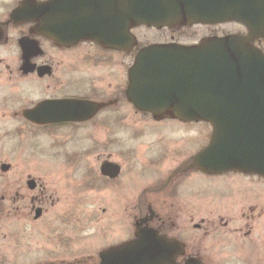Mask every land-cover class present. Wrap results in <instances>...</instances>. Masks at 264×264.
<instances>
[{
  "label": "flooded vegetation",
  "instance_id": "flooded-vegetation-1",
  "mask_svg": "<svg viewBox=\"0 0 264 264\" xmlns=\"http://www.w3.org/2000/svg\"><path fill=\"white\" fill-rule=\"evenodd\" d=\"M131 6L0 0V264H263L264 208L244 182L264 177L199 168L194 157L212 126L198 132L201 121L157 118L127 90L146 46L237 35L264 53V29L229 20L133 25ZM134 108L149 131L171 120L186 126L159 132L171 140L144 156L147 188L116 157ZM189 134L208 142L182 150ZM163 159L172 160L161 167ZM86 184L106 206L83 208Z\"/></svg>",
  "mask_w": 264,
  "mask_h": 264
},
{
  "label": "water",
  "instance_id": "water-1",
  "mask_svg": "<svg viewBox=\"0 0 264 264\" xmlns=\"http://www.w3.org/2000/svg\"><path fill=\"white\" fill-rule=\"evenodd\" d=\"M130 9L133 25L229 20L264 29V0H132ZM129 80L127 96L139 110L212 124L196 166L264 177V53L248 40L230 35L146 46Z\"/></svg>",
  "mask_w": 264,
  "mask_h": 264
},
{
  "label": "rangeland",
  "instance_id": "rangeland-1",
  "mask_svg": "<svg viewBox=\"0 0 264 264\" xmlns=\"http://www.w3.org/2000/svg\"><path fill=\"white\" fill-rule=\"evenodd\" d=\"M227 27L229 30L233 28V25L230 24ZM141 31L142 30H140L139 34L143 38ZM146 34L148 35V33ZM171 121L172 122H166L163 125H156V124L151 125L150 130L153 131L151 132L148 130L147 116L137 115L134 108L132 111L131 121L126 122L127 124L131 125L130 130L127 131L126 133L122 132L121 135L115 137L116 148L118 151L116 157L124 164L127 177L128 176L130 177L132 174L133 177L132 179L134 184L139 182L140 179H142L141 180L142 185L140 186L142 188H147L151 186L150 184L154 183L152 182L153 180L144 182L145 180L141 178L142 171L144 170V168L148 167V165L145 163L144 156L153 155V151H152L153 148H156L157 145H162L168 142L169 140H171L166 137H163L162 134L159 133L160 131L165 133L172 129H184L183 127H186L184 123L173 120ZM202 122L204 123V121H201L198 122L199 124L196 125L198 132L201 131V127L204 130L209 128V126L205 127V124H203ZM191 133L197 134V131L193 130L191 131ZM194 134H189L190 138H187L182 141V147H181L182 150H190L191 153H194L195 151L200 150L201 148H203V146L207 144L208 137L203 139L202 137L196 136ZM183 138L184 137H180L179 140H182ZM174 143H178V140L174 141ZM124 150H130L132 151V153L131 154L127 153V155L125 156ZM181 157L183 158V156ZM177 159L179 160L180 158L177 157ZM171 160L172 159H168V160L163 159L162 160L163 164L159 166L165 167V165ZM162 169L159 170L160 173ZM244 184L247 186V189L250 191L251 195L255 198L256 200L255 203L259 207L264 208V181H259L257 179H254L253 182H250L246 179ZM84 190H85L84 192L85 194L83 199V208L85 210H90L95 207L98 208V207L106 206V203L102 202L98 204V202L94 200V198H96L97 196V193L93 191V187L91 185L86 184ZM107 194H108V190L104 189L100 195L102 197Z\"/></svg>",
  "mask_w": 264,
  "mask_h": 264
}]
</instances>
